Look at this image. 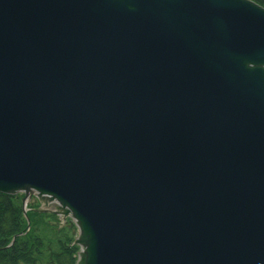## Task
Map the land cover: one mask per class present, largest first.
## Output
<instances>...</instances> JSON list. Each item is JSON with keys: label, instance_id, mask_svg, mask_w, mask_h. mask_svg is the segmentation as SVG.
<instances>
[{"label": "water", "instance_id": "95a60500", "mask_svg": "<svg viewBox=\"0 0 264 264\" xmlns=\"http://www.w3.org/2000/svg\"><path fill=\"white\" fill-rule=\"evenodd\" d=\"M0 194L75 264H264V8L0 0Z\"/></svg>", "mask_w": 264, "mask_h": 264}, {"label": "trees", "instance_id": "16d2710c", "mask_svg": "<svg viewBox=\"0 0 264 264\" xmlns=\"http://www.w3.org/2000/svg\"><path fill=\"white\" fill-rule=\"evenodd\" d=\"M251 1L264 8V0ZM23 197L0 194V264H75L78 247L73 245L74 226L68 224L66 228H58L54 215L37 211L39 203L35 199L27 205L24 215ZM38 220L46 221L51 229L55 228L57 236L64 235L62 239H56V252L49 249L51 241H43L38 235ZM67 231L73 232L72 237L66 235ZM45 252L52 253L46 257Z\"/></svg>", "mask_w": 264, "mask_h": 264}, {"label": "rangeland", "instance_id": "374dc122", "mask_svg": "<svg viewBox=\"0 0 264 264\" xmlns=\"http://www.w3.org/2000/svg\"><path fill=\"white\" fill-rule=\"evenodd\" d=\"M49 222H50V220H49ZM38 225H39V231H38V235L39 236H41V237H43L42 239H43V241H46V242H49V241H51L52 242V245L50 246V250L54 253V252H56L57 251V247H56V243H57V241H56V239L59 237V238H61L62 239V237L64 236H57L56 234H55V228L53 229H51L50 227H49V225H48V223L46 222V221H41V220H38ZM29 227V226H28ZM66 233V235L67 236H70V237H72V235H73V232L72 233H68V231L67 232H65ZM64 234V233H63ZM56 241V242H55ZM45 242V244L46 245H48L47 243ZM52 252H45V256L47 257L48 255H49V253L51 254ZM38 264H41V263H38Z\"/></svg>", "mask_w": 264, "mask_h": 264}]
</instances>
